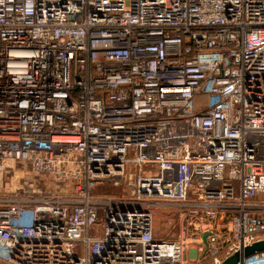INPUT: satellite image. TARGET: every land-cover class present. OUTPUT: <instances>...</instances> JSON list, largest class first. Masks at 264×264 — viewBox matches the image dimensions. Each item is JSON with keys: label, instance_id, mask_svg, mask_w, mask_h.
I'll use <instances>...</instances> for the list:
<instances>
[{"label": "built area", "instance_id": "1", "mask_svg": "<svg viewBox=\"0 0 264 264\" xmlns=\"http://www.w3.org/2000/svg\"><path fill=\"white\" fill-rule=\"evenodd\" d=\"M35 155L81 172L0 190V264H220L264 239V0H0V171ZM160 207L198 248L154 237Z\"/></svg>", "mask_w": 264, "mask_h": 264}, {"label": "rangeland", "instance_id": "2", "mask_svg": "<svg viewBox=\"0 0 264 264\" xmlns=\"http://www.w3.org/2000/svg\"><path fill=\"white\" fill-rule=\"evenodd\" d=\"M70 155L56 156L52 160L46 155H35L27 160L10 163L8 167L0 171V190L5 193L28 192L32 195L47 193H67L69 186L77 179L81 168ZM138 169L130 171V177H134ZM142 175L156 174V168L142 167ZM121 186L110 185L103 192L118 194ZM177 210L157 208L153 214V233L156 238L178 239L183 238L186 249L191 252L200 245L194 239V235L187 237L182 233V219ZM190 242V243H189Z\"/></svg>", "mask_w": 264, "mask_h": 264}, {"label": "water", "instance_id": "3", "mask_svg": "<svg viewBox=\"0 0 264 264\" xmlns=\"http://www.w3.org/2000/svg\"><path fill=\"white\" fill-rule=\"evenodd\" d=\"M205 236L206 235L204 234L203 240H205ZM263 250H264V239H260L234 252L230 256L226 257L220 264H240L243 258Z\"/></svg>", "mask_w": 264, "mask_h": 264}]
</instances>
